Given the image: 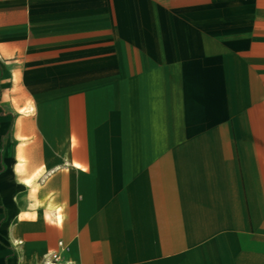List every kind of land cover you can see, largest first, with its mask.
Here are the masks:
<instances>
[{"label": "crops", "instance_id": "1", "mask_svg": "<svg viewBox=\"0 0 264 264\" xmlns=\"http://www.w3.org/2000/svg\"><path fill=\"white\" fill-rule=\"evenodd\" d=\"M53 252L264 264V0H0V264Z\"/></svg>", "mask_w": 264, "mask_h": 264}, {"label": "built area", "instance_id": "2", "mask_svg": "<svg viewBox=\"0 0 264 264\" xmlns=\"http://www.w3.org/2000/svg\"><path fill=\"white\" fill-rule=\"evenodd\" d=\"M59 245L62 249L66 248L63 241H60ZM45 264H69V263L65 260L63 254H61L60 252H53L49 255V259L45 262Z\"/></svg>", "mask_w": 264, "mask_h": 264}, {"label": "bare ground", "instance_id": "3", "mask_svg": "<svg viewBox=\"0 0 264 264\" xmlns=\"http://www.w3.org/2000/svg\"><path fill=\"white\" fill-rule=\"evenodd\" d=\"M19 163V162H18ZM36 174V173H35ZM43 177V176H42ZM27 180V179H26Z\"/></svg>", "mask_w": 264, "mask_h": 264}]
</instances>
